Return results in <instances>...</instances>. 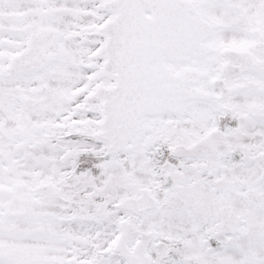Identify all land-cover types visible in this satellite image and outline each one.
Returning a JSON list of instances; mask_svg holds the SVG:
<instances>
[{
  "label": "snow or ice",
  "instance_id": "1",
  "mask_svg": "<svg viewBox=\"0 0 264 264\" xmlns=\"http://www.w3.org/2000/svg\"><path fill=\"white\" fill-rule=\"evenodd\" d=\"M0 264H264V0H0Z\"/></svg>",
  "mask_w": 264,
  "mask_h": 264
}]
</instances>
